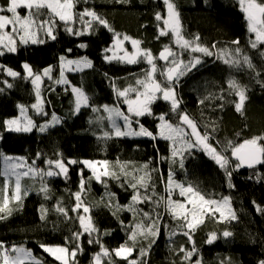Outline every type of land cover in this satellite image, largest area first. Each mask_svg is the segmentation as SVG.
I'll list each match as a JSON object with an SVG mask.
<instances>
[{
	"label": "trees",
	"instance_id": "1",
	"mask_svg": "<svg viewBox=\"0 0 264 264\" xmlns=\"http://www.w3.org/2000/svg\"><path fill=\"white\" fill-rule=\"evenodd\" d=\"M5 0H0L3 4ZM181 12V18L185 33L188 35L198 33L200 42L213 51L220 48H234L231 42L239 40V47L243 53L250 56L255 65V71L247 67H229L215 56H203L202 64L180 78L176 85L178 97L182 100L181 109L186 110L200 126L201 132L208 125H215L216 130L212 133L209 143L221 150L226 140L239 142L243 138L264 133V46L252 49L249 44L250 34L247 31L244 14L240 11L238 0H209L205 5L202 0H175ZM94 8L101 16L107 19L115 32L122 36L127 34L133 39L142 41L141 47L151 49L154 55L159 54L165 44L170 43V37L158 35L157 22L154 18L157 11L164 12L162 0H81L77 10ZM24 13V10H21ZM162 26V25H161ZM76 28L82 26L77 23ZM56 40L45 39L43 44L19 45L17 53H5L0 56V65L12 67L21 73L20 77H9L3 69H0V121L19 115L18 105L30 106L35 103L34 86L22 69L24 62L29 63L33 70L42 72L48 66H54L52 80L44 78L42 95L47 101L45 109L47 116H38L29 107V115L34 118L45 119L55 112L62 118V122L73 123L77 127L84 128L71 134L61 131L39 133L33 130L31 133H7L0 140V151L7 155L26 156L29 162L36 160L39 167H46V158H56L61 153L67 162V158L82 159H107L113 163L131 161L134 165H142L151 160L150 168L157 169L152 173L155 181V191L158 195L167 196L165 182L171 169L175 172V179L185 183H191L202 193L214 199L230 196L235 209L237 220L230 222H218L214 218L206 219L193 234L195 247L199 250V258L202 264H258L264 259V214L257 212L255 205L264 207V166L257 165L255 168H240L233 171L231 184L226 179L224 170L221 169L207 154L199 148L191 150V154L185 153L184 168L179 163L173 164L170 159L161 157L170 156V142L163 139L155 141L147 137H113L100 139L102 132L109 130L111 125L107 119L98 120L97 117L106 116L105 113H95L91 108L84 114L73 112V94L65 91V85H57L55 79L59 77V57L67 56L69 59H77L87 56L93 61V68L83 72H68L67 78L72 84L82 86L92 98L93 105H113L118 103L110 81L114 80L118 87H124L133 83L136 76L147 68L145 62L138 64H125L118 61L111 63L103 59L104 49L111 47L114 33L100 26L83 36L69 34L65 31L63 22H59L56 30ZM41 38L45 36L41 35ZM86 44V48H80V44ZM215 44V48L212 46ZM129 49L131 42L127 41ZM68 49H72L68 52ZM184 59H189L185 53ZM164 61H158L163 65ZM256 72L260 73L258 76ZM106 74V75H105ZM163 79V77H159ZM234 78L240 84L247 87L248 100L244 114L237 113L233 101L237 99L227 91V81ZM12 84L11 88L3 81ZM223 90V91H222ZM223 95L224 99L218 97ZM206 97H210L206 99ZM204 100L201 104L199 101ZM223 107H219V105ZM120 107L125 105L120 103ZM169 105L164 101H157L153 105V113L158 116L168 112ZM169 117L176 122V116L169 113ZM153 132H156L158 119L152 116L139 118ZM83 120V123H82ZM78 121V123H77ZM91 121V122H90ZM75 127V128H77ZM211 130V129H209ZM2 131V129H0ZM237 133L240 135L237 136ZM219 141V144L216 142ZM40 153L39 159L36 154ZM234 160V158H232ZM82 165L69 166V178L62 176L46 178L50 189V199H45L42 193H38L40 181L26 179L25 184L32 187L30 194L25 197L23 207L13 212L12 216L0 221V241L7 244H25L34 253L43 257L45 264H57V262L39 248L40 243L64 244V238L71 239L72 233L79 231L78 221L75 219L78 213L73 212L75 200L73 193L79 190L78 175ZM3 169V160L0 159V172ZM90 171L85 169L84 178L87 181V191L84 199L89 205H93L92 216L96 226L103 232L109 230L111 235L102 236L101 242L110 249L118 247L126 239L127 233L124 225L133 220V215L127 211L112 215V210L104 207L107 202V193H115L116 200L121 205L128 204L133 194L125 179L120 181L106 178L107 185L88 180ZM257 176L260 179H257ZM3 177L0 176V183ZM124 184V187L120 185ZM179 197V196H177ZM102 198L104 200L102 201ZM157 197H154L156 199ZM180 198V197H179ZM68 209L66 219L55 210L57 202ZM255 202V203H253ZM48 209L46 220L40 219V206ZM144 212H152L151 203H142L138 206ZM161 214L160 235L145 258V264H189L182 260L183 253L179 249L183 246L191 249L192 245L188 237L183 235L178 222L173 220L163 205L155 208ZM118 217V219H117ZM123 221L121 225L119 221ZM228 230L233 233L231 237H223L222 232ZM176 234L169 236L170 232ZM215 231L218 239L212 244L205 241L209 233ZM88 235L81 238L83 252L78 253V264H91L92 254L99 251L96 243L88 244ZM149 241L139 240L137 249L147 247ZM138 253H133L136 258ZM198 257L193 256L192 260ZM116 264H126L125 261L113 256ZM107 264V262H105Z\"/></svg>",
	"mask_w": 264,
	"mask_h": 264
},
{
	"label": "snow or ice",
	"instance_id": "2",
	"mask_svg": "<svg viewBox=\"0 0 264 264\" xmlns=\"http://www.w3.org/2000/svg\"><path fill=\"white\" fill-rule=\"evenodd\" d=\"M86 2V0H85ZM126 2V0H118ZM208 5L209 0H202ZM81 0H5L0 4V56L5 53H17L19 45L43 44L45 40L41 35L56 40V30L59 22H63L65 31L72 35L83 36L85 33L91 34L95 27H104L114 33L113 44L105 48L103 59L109 63L118 61L125 64H138L145 62L148 67L143 69L141 74L136 76L133 83L124 87H118L114 80L110 81L118 103L109 105H93L92 98L83 89L82 86H76L67 78V72H83L85 69L93 68V61L87 56L77 59H69L67 56L59 57V77L54 83L65 85V91L73 94V112L79 113L82 108H91L95 113L103 112L106 116L97 117L98 120L107 119L110 122V129L102 132L100 139H111L113 137H147L155 141L163 139L170 142V156L161 157V159H170L173 164L179 163L181 169L184 168L185 153L191 154V150L199 148L205 152L221 169L224 170L229 187L234 170L240 168H255L257 165L264 166V133L253 135L249 138H243L239 142L235 140H226L221 150L212 143H209L212 133L216 130L215 125H208L205 131L201 132L197 121L193 119L186 110L181 109L182 100L178 97L176 85L181 77L187 75L190 71L202 64L203 56H215L223 61L229 67H247L255 71V65L252 63L250 56L243 53L239 47V40L231 43L236 45L234 48H220L213 51L208 46L200 42L198 33L188 35L185 33L181 12L175 0H162L164 12L157 11L155 20L158 23V35L160 37H170V43L165 44L158 56L154 55L151 49L141 47L142 41L132 37L115 32L109 25L107 19L101 16L94 8L85 7L77 10ZM240 11L244 14L247 31L250 34L249 44L252 49H258L264 46V0H238ZM24 10V14H21ZM79 23L81 28H76ZM162 25V26H161ZM125 41H130L132 51L129 52L124 47ZM80 48H86V44H80ZM215 44L212 46L214 49ZM71 52L72 49H68ZM110 53V54H109ZM187 53L189 59L185 60L184 55ZM264 55V52L261 53ZM158 61H164L163 65ZM0 69L6 71L9 77H20L21 73L12 67L0 65ZM22 69L26 73V78L30 79L34 86L35 103L30 106L23 104L18 105L19 115L0 121V140L3 134L7 133H31L38 130L39 133H46L50 128L56 127L62 123V118L53 112L51 119L38 124L32 116L28 115L29 107L38 116H47L45 110L47 101L42 95V86L44 78L52 80L54 66H48L42 72H36L33 67L24 62ZM257 76L260 74L255 73ZM106 75V74H105ZM163 77V79H159ZM8 88L12 84L3 81ZM3 91V89H0ZM223 91V90H222ZM227 91L233 94L237 99L232 103L235 111L244 114L245 105L248 100V90L234 78L227 81ZM210 97H206L208 99ZM223 100L224 96L218 97ZM167 102L169 105L168 112L155 116L153 105L157 101ZM201 104L204 100L199 101ZM120 103L126 105V109L120 107ZM223 107V105H219ZM169 113L176 116V122L170 117ZM152 116L158 119L156 132H153L143 123L141 117ZM91 122V121H90ZM211 129V130H209ZM240 134L237 133V136ZM219 144V141L216 142ZM40 153L36 154L39 159ZM234 158V160L232 159ZM0 159L3 160V170L0 176L3 182L0 183V221L6 220L12 216L13 212L19 211L23 207V201L33 190L31 185L25 184L26 179L40 181L38 193H42L45 199H50L49 187L46 181L48 177L62 176L64 179L69 178L70 165H82L78 175L79 190L73 193L74 206L73 212L78 213L76 220L79 224V231L72 233L71 239L64 238V244L40 243L39 248L52 257L57 264H78V253L83 252L81 238L87 234L88 244L96 243L99 245V251L92 254L91 264H116L113 256L125 261L126 264H145L152 244L160 235L161 214L155 211V208L163 205L173 220L178 222L182 229L183 235L188 237L191 243V249L181 247L179 251L183 253L182 260L189 264H202L199 258V250L195 247L193 234L205 223L206 219L214 218L218 222H230L237 220L235 209L231 204L230 196H223L220 199H214L202 193L191 183L181 182L175 179V172L171 169L168 172L165 182V191L167 196L158 195L155 191V181L152 173L157 169L150 168L151 160L136 166L131 161L116 160L115 163L103 159H74L65 158L61 153L56 154V158H46L44 164L46 167H39L36 160L29 163L26 156L7 155L0 151ZM87 169L91 175L88 180L94 179L97 182L107 185L106 178L120 181L123 177L128 187L132 189L130 202L121 205L115 200V193H107V202L104 207L112 210V215L117 216L118 212L127 211L132 213L133 220L124 225L121 220L119 223L124 225L127 233L126 239L118 247L110 249L101 242L102 236L111 235L109 230H101L96 226L92 216L93 205H89L83 198L84 193L88 190L87 181L84 178V171ZM257 179H260L257 176ZM124 187V184L120 185ZM178 194L181 199H173ZM154 197H157L154 199ZM104 198H102V201ZM142 203H151L153 211L144 212L138 206ZM255 203V202H253ZM257 212L264 214V207L255 205ZM55 210L63 215L66 219L68 209L57 202ZM48 209L40 206V219L46 220ZM118 219V217H117ZM176 232H170L169 236L175 235ZM223 237H231L233 233L225 230L222 232ZM218 234L213 231L208 234L206 243L212 244L218 239ZM149 241L147 247L137 249L139 240ZM133 253H138L136 258ZM197 256L196 260H192ZM0 264H45L43 257L37 256L34 251L25 244H7L0 241ZM224 264V262H221ZM258 264H264V259H260Z\"/></svg>",
	"mask_w": 264,
	"mask_h": 264
},
{
	"label": "rangeland",
	"instance_id": "3",
	"mask_svg": "<svg viewBox=\"0 0 264 264\" xmlns=\"http://www.w3.org/2000/svg\"><path fill=\"white\" fill-rule=\"evenodd\" d=\"M21 14L23 15L24 13L21 11ZM47 37H45V38H43L44 40L46 39ZM113 44V43H112ZM112 44H111V46H112ZM124 47L125 48H127L128 49V51L129 52H131L132 50L131 49H129V47H128V45H127V41H125V43H124ZM110 54V53H109ZM68 73V72H67ZM67 73H66V76H67ZM87 108H82L81 109V111L78 113V114H84L85 113V110H86ZM125 109H126V105H125ZM46 110V109H45ZM28 115H29V112H28ZM85 114H84V118H85ZM38 124H40V123H43V122H45V121H47V120H50L51 119V114L48 116V118H45V119H38V118H34V117H32ZM77 123H78V121H77ZM82 123H83V120H82ZM75 127H77L76 125H74L73 123H67V122H62L61 124H58L56 127H54V128H50L47 132H55V131H61V133H65V134H71V133H73V132H75V131H77V130H80V129H82V128H84L85 127V125L84 126H82V127H77V128H75ZM30 163V162H29ZM3 170V169H2ZM178 196V194H175L174 196H173V199H181V198H179V197H177ZM232 204V203H231ZM233 207V206H232Z\"/></svg>",
	"mask_w": 264,
	"mask_h": 264
},
{
	"label": "water",
	"instance_id": "4",
	"mask_svg": "<svg viewBox=\"0 0 264 264\" xmlns=\"http://www.w3.org/2000/svg\"><path fill=\"white\" fill-rule=\"evenodd\" d=\"M246 168V167H245Z\"/></svg>",
	"mask_w": 264,
	"mask_h": 264
}]
</instances>
